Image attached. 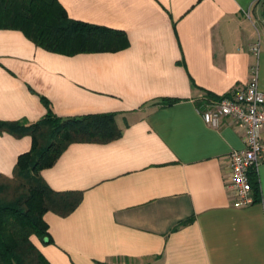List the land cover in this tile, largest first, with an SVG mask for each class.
I'll return each mask as SVG.
<instances>
[{
  "label": "crops",
  "instance_id": "1",
  "mask_svg": "<svg viewBox=\"0 0 264 264\" xmlns=\"http://www.w3.org/2000/svg\"><path fill=\"white\" fill-rule=\"evenodd\" d=\"M60 1L72 18L123 30L128 42L68 55L0 28V120L36 122L46 98L59 116L115 112L122 131L73 142L41 171L54 190L83 192L70 214H45L53 241L34 237L45 257L264 264V161L251 176L256 201L235 206L228 156L245 147V130L231 119L211 127L200 113L255 70L264 90V0ZM32 144L0 132V175L11 176Z\"/></svg>",
  "mask_w": 264,
  "mask_h": 264
},
{
  "label": "trees",
  "instance_id": "2",
  "mask_svg": "<svg viewBox=\"0 0 264 264\" xmlns=\"http://www.w3.org/2000/svg\"><path fill=\"white\" fill-rule=\"evenodd\" d=\"M0 28L22 30L37 45L68 55L118 50L128 42L123 30L72 18L60 0H0ZM44 100L48 112L36 122L0 120V132L33 139L13 174L0 175L1 264H51L34 237L53 241L45 214H70L81 203L83 192L54 190L41 171L51 167L73 142H109L122 133L115 112L64 117Z\"/></svg>",
  "mask_w": 264,
  "mask_h": 264
},
{
  "label": "built area",
  "instance_id": "3",
  "mask_svg": "<svg viewBox=\"0 0 264 264\" xmlns=\"http://www.w3.org/2000/svg\"><path fill=\"white\" fill-rule=\"evenodd\" d=\"M260 47H254L259 52ZM205 122L219 128L225 119L235 121L245 130V147L232 150L228 156L230 166V186L234 190V205L243 207L253 204L256 195L251 176L258 173L264 161V142L261 131L264 129V90L259 86L257 71L243 86L219 99L205 103L200 109Z\"/></svg>",
  "mask_w": 264,
  "mask_h": 264
},
{
  "label": "rangeland",
  "instance_id": "4",
  "mask_svg": "<svg viewBox=\"0 0 264 264\" xmlns=\"http://www.w3.org/2000/svg\"><path fill=\"white\" fill-rule=\"evenodd\" d=\"M260 12H261L262 16L264 17V2L262 3Z\"/></svg>",
  "mask_w": 264,
  "mask_h": 264
}]
</instances>
